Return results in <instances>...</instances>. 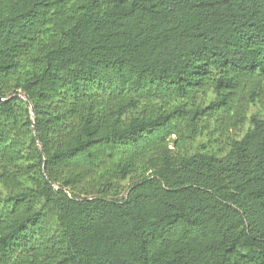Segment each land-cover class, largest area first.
<instances>
[{
    "label": "trees",
    "instance_id": "1",
    "mask_svg": "<svg viewBox=\"0 0 264 264\" xmlns=\"http://www.w3.org/2000/svg\"><path fill=\"white\" fill-rule=\"evenodd\" d=\"M0 264H264V0H0Z\"/></svg>",
    "mask_w": 264,
    "mask_h": 264
},
{
    "label": "rangeland",
    "instance_id": "2",
    "mask_svg": "<svg viewBox=\"0 0 264 264\" xmlns=\"http://www.w3.org/2000/svg\"><path fill=\"white\" fill-rule=\"evenodd\" d=\"M257 110H258L257 108H254V109H253V111H254L255 113H257V112H258ZM247 126H248L247 124L244 126V130H243V131H245V129L247 128ZM127 182H128L127 180H126V181H124V182H123V185H126V184H127Z\"/></svg>",
    "mask_w": 264,
    "mask_h": 264
}]
</instances>
